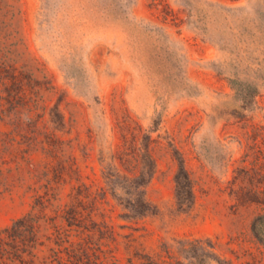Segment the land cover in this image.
<instances>
[{
  "label": "rangeland",
  "instance_id": "obj_1",
  "mask_svg": "<svg viewBox=\"0 0 264 264\" xmlns=\"http://www.w3.org/2000/svg\"><path fill=\"white\" fill-rule=\"evenodd\" d=\"M263 23L264 0H17L0 11V67H12L0 69V230L30 211L51 152L104 187L130 121L151 138L156 215L125 221L109 198L118 264L138 248L163 264L204 252L207 264H264L252 231L264 215V37H252ZM180 159L194 181L187 212Z\"/></svg>",
  "mask_w": 264,
  "mask_h": 264
},
{
  "label": "trees",
  "instance_id": "obj_2",
  "mask_svg": "<svg viewBox=\"0 0 264 264\" xmlns=\"http://www.w3.org/2000/svg\"><path fill=\"white\" fill-rule=\"evenodd\" d=\"M16 1L0 0V11L13 13ZM252 37L255 42L264 37V23L254 28ZM3 66L0 69L4 71L12 68ZM53 117L60 120L57 127L64 125V118L57 109ZM131 124L126 121L122 125L126 148L108 156L109 162L103 171L105 186L99 189L94 190L82 181L79 171L73 168L72 155L63 163L50 151L49 157L56 162L47 167V182L35 188L30 211L0 230V264H118L115 255L118 241L106 221L105 206L109 198L122 208L121 218L125 221H140L156 215V208L147 198V187L156 171V161L150 151L151 138L141 136V128L136 134ZM57 131L61 130L55 128ZM175 187L177 205L183 212L190 211L195 203L194 181L183 159L179 160ZM252 231L264 243V215L254 220ZM126 246L131 249L130 242ZM130 255L129 264L136 261L163 264L161 254H146L140 248ZM169 259L164 263L175 264L173 257ZM194 260L196 262L191 264H207L212 257L204 252Z\"/></svg>",
  "mask_w": 264,
  "mask_h": 264
}]
</instances>
